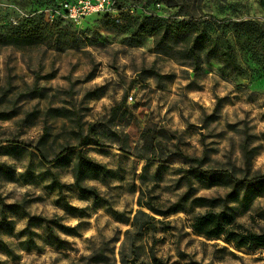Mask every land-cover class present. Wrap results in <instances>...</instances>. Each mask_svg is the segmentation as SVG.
<instances>
[{"label": "rangeland", "instance_id": "rangeland-1", "mask_svg": "<svg viewBox=\"0 0 264 264\" xmlns=\"http://www.w3.org/2000/svg\"><path fill=\"white\" fill-rule=\"evenodd\" d=\"M60 1L0 0V35H32L0 41V264H264L190 229L228 192L197 170L264 174V0H118L119 23L81 25L51 19ZM146 17L203 32L198 57L156 48ZM79 150L109 171L83 181L107 204L74 186ZM228 207L264 231V188Z\"/></svg>", "mask_w": 264, "mask_h": 264}, {"label": "trees", "instance_id": "trees-1", "mask_svg": "<svg viewBox=\"0 0 264 264\" xmlns=\"http://www.w3.org/2000/svg\"><path fill=\"white\" fill-rule=\"evenodd\" d=\"M66 0H62L64 2ZM58 3V4H59ZM58 4L52 6L57 7ZM109 19L108 17H104ZM54 20H61L56 18ZM112 21V20H111ZM113 22V21H112ZM144 22L152 30V34L155 40L156 48H160L159 45L167 40L170 35H174L177 39L176 41L182 40L188 45L187 53L190 56L198 57L200 48L202 47L201 41L204 38V33L199 32L194 36L197 31L194 26L186 23H177L175 25H168L163 23L160 19L156 17H146ZM115 23V22H114ZM22 30V29H21ZM23 32V33H22ZM32 35L27 31H18L14 35H0V41L7 42H22L23 40H31ZM89 141L85 138L79 143V147L87 146ZM68 149H63L57 158L64 154ZM40 158L43 163L48 165L52 161L47 160V157L40 152ZM54 160V161H55ZM73 183L76 189L84 195L89 196L94 204L106 203L107 202L98 195L97 191L90 187H85L83 181L89 176H101L106 178L109 171L102 165L93 162L88 158L82 151H77L76 160L73 165ZM8 172V167L4 164H0V173L6 174ZM197 178L204 181L208 186H213L217 184H222L226 186L228 192L225 197L221 200L222 208L219 211H206L202 214L195 216L190 223V229L199 237L205 238L207 240H214L223 238L227 243L231 244L233 248L239 250H246L249 252L254 251H264V231H250L238 225L234 221L233 215L230 213L228 204L235 201L240 193H247L260 188H264V174H256L252 177L238 179L231 174L223 171L214 170H197ZM52 183L55 184L58 190V195L63 201L65 206H68L65 202L64 195L62 193L63 186L53 177L51 179ZM188 198L187 193L184 194L179 200L170 206V212L176 213L182 210V203ZM153 211L151 207L148 208ZM111 213L116 216L118 213L116 211H111ZM0 223L6 222L4 212H0ZM151 264H160L156 258H152Z\"/></svg>", "mask_w": 264, "mask_h": 264}, {"label": "built area", "instance_id": "built-area-1", "mask_svg": "<svg viewBox=\"0 0 264 264\" xmlns=\"http://www.w3.org/2000/svg\"><path fill=\"white\" fill-rule=\"evenodd\" d=\"M50 13L52 20L60 18L74 25H81L92 16L108 17L119 23L123 11L118 0H66L51 8Z\"/></svg>", "mask_w": 264, "mask_h": 264}, {"label": "water", "instance_id": "water-1", "mask_svg": "<svg viewBox=\"0 0 264 264\" xmlns=\"http://www.w3.org/2000/svg\"><path fill=\"white\" fill-rule=\"evenodd\" d=\"M130 264H135L134 262H130Z\"/></svg>", "mask_w": 264, "mask_h": 264}]
</instances>
